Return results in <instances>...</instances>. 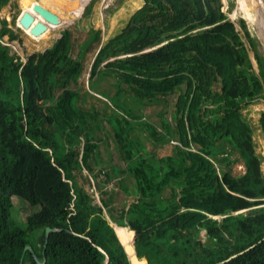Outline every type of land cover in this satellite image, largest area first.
Segmentation results:
<instances>
[{
	"label": "trees",
	"instance_id": "obj_1",
	"mask_svg": "<svg viewBox=\"0 0 264 264\" xmlns=\"http://www.w3.org/2000/svg\"><path fill=\"white\" fill-rule=\"evenodd\" d=\"M222 9L219 0H142L105 42L90 28L75 45L64 31L23 61L0 43V264H131L110 221L135 233V257L146 264H264V157L255 156L242 113L264 100V59L244 21L237 29ZM4 36L17 38L3 22ZM93 47L88 79L113 78L112 109L83 99L79 80ZM123 93L137 103L173 96L171 123L161 120L158 131L137 122L115 100ZM135 128L156 145L173 139V154L147 153ZM258 131L264 140V112ZM109 136L123 168L100 159ZM224 149L241 158L243 175L218 176L209 156ZM101 165L98 186L112 171L134 184L136 199L117 217L112 195L95 204L77 181ZM13 198L35 212L15 219Z\"/></svg>",
	"mask_w": 264,
	"mask_h": 264
},
{
	"label": "rangeland",
	"instance_id": "obj_2",
	"mask_svg": "<svg viewBox=\"0 0 264 264\" xmlns=\"http://www.w3.org/2000/svg\"><path fill=\"white\" fill-rule=\"evenodd\" d=\"M219 2L221 9L223 8L222 10L224 14L230 21L235 23L237 29V21H244L258 52L264 59V0H219ZM35 4H39L45 9L51 11L59 19V22L53 21L50 24H47L46 31L36 37L31 34L28 36L23 30L17 27L18 19L24 9L28 8L30 11H33V6L31 5ZM141 5L142 0H10L7 5L0 8V30L2 29L4 22L7 27L14 31L17 38L13 41H8L7 36H4L0 39V43L7 46L10 55L18 56L22 61L26 56L31 55L32 53L42 52L50 47L64 31H69L71 33L72 42L75 45H79L86 40L90 28L100 30V43H103L118 31L121 28V25L127 21L131 14L139 9ZM33 15L36 22H42L40 16L36 14ZM12 19L15 21L14 27L11 23ZM243 41L248 48V40L243 38ZM95 52L96 48L94 47L88 52L85 64L86 70L79 80L80 86H83V89L89 92V94H86L83 99H85L84 101L86 105L93 103L99 108V110L106 106L109 109H112L113 106L105 95H108L109 99L110 96H115L116 90L113 86V78L92 79L91 81L88 79L90 64L93 61ZM250 59L254 69H256L257 63L251 53ZM94 81H97L96 89H93L91 86ZM94 91L99 92L103 96H97ZM96 96L101 100L99 98L97 99ZM116 98L115 100L118 101L120 105H125V101L130 106L131 113L135 112L139 117V121L137 122H146L155 127L158 131H161V120L164 119L168 123H171L170 114L172 111V104L175 100L173 96L163 99L158 103H137L135 98L133 99L132 97H129L126 93L119 94ZM262 112H264V100L262 98H258L242 110V113L252 125L254 134L253 152L255 156L258 157H264V140L261 138L258 131ZM102 125L105 126L106 131H109L107 125L104 123H102ZM106 131H101L102 134L100 135L105 136ZM134 134L141 141L145 151L158 158L172 155L173 148L177 145L173 139H170L168 143L156 145L149 136L148 131L144 128H135ZM98 151L100 159L104 161L105 164H109L110 169L114 167H124L123 163L118 158L110 136L107 141H104L99 145ZM209 157L220 178L225 172H230L233 177L241 176L244 173L245 168L241 158L230 150L224 149L223 152L212 156L210 155ZM101 167L102 165L96 167L93 172L97 177L96 179L93 174L86 170H82L77 174V181L94 199L95 204L100 205L101 199L107 202L109 196L112 195L109 201V203H111L112 217H117L119 216L121 208H128L133 200L136 199L137 196L133 187L134 184L129 178L122 180L123 183H121V178L116 175V172L112 171L113 180L103 187L98 186L97 182L105 179V174L99 171V168ZM261 170L264 175V159L261 162ZM169 194L170 191L166 189L162 196L168 197ZM12 205L13 216L20 221H23L27 215L35 212L34 208H30L24 201L18 198L12 199ZM258 207L264 209V204L259 205ZM215 218L220 219V217ZM109 223L112 228L115 229L114 233L120 242L118 229L122 228H119L112 221ZM125 228L129 229L128 227ZM204 239L205 233L201 232L200 240L204 241ZM133 240L132 248L134 252ZM123 248L131 264H146L145 259H136L134 253L132 255L127 252L125 246H123Z\"/></svg>",
	"mask_w": 264,
	"mask_h": 264
},
{
	"label": "water",
	"instance_id": "obj_3",
	"mask_svg": "<svg viewBox=\"0 0 264 264\" xmlns=\"http://www.w3.org/2000/svg\"><path fill=\"white\" fill-rule=\"evenodd\" d=\"M32 12H27L24 11L19 19H18V24L17 27L20 28L21 30H29V33L32 36H39L41 34H43L46 29H47V24H50L51 22L54 21L55 15L45 9L44 7H42L39 4H35L32 7ZM34 14L40 16L42 19V22H36ZM50 231L49 228L46 229V233H48ZM130 232H132V240L135 237V233L133 231L130 230ZM134 241V240H133ZM121 245L124 246V244L120 241ZM29 247H26V249ZM135 255V254H134ZM136 258V257H135ZM108 259L106 258V263L107 264Z\"/></svg>",
	"mask_w": 264,
	"mask_h": 264
},
{
	"label": "bare ground",
	"instance_id": "obj_4",
	"mask_svg": "<svg viewBox=\"0 0 264 264\" xmlns=\"http://www.w3.org/2000/svg\"><path fill=\"white\" fill-rule=\"evenodd\" d=\"M31 6H33V5H31ZM24 11L32 12L28 8H25ZM54 22H59V19H58L57 16H55ZM23 31L28 36H30L29 30H23ZM119 228H121V227H119ZM118 230H119L118 237H119L120 241L124 244L125 249L127 250V252L133 255L134 252H133V248H132V235H133L132 232H130V230L125 228V227H122V229H118ZM133 258H134V256H133Z\"/></svg>",
	"mask_w": 264,
	"mask_h": 264
}]
</instances>
